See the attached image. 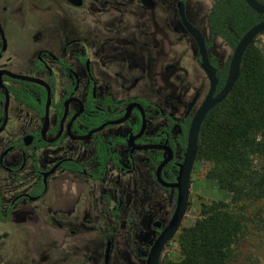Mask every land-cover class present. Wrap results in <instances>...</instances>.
<instances>
[{"label":"flooded vegetation","instance_id":"flooded-vegetation-1","mask_svg":"<svg viewBox=\"0 0 264 264\" xmlns=\"http://www.w3.org/2000/svg\"><path fill=\"white\" fill-rule=\"evenodd\" d=\"M182 1L188 20L196 22L188 13L187 0ZM66 2L75 8L86 5V0L80 7ZM139 2L153 9L160 0ZM177 3L182 28L195 42ZM259 15L264 20V14ZM147 21L155 23L153 15ZM147 32L151 43L158 45L159 31ZM67 35L56 47L37 38L26 42L7 22H0L1 264H15L21 252L14 241L25 238L26 231L31 235L39 223L47 228L46 264H114L119 228L125 225L135 238L133 233L147 221L148 230L141 229L146 264L174 215L179 188L173 184L185 159L192 119L209 88L204 95L196 90L180 113V107L164 106L138 93L141 78L134 80L130 71L116 70L106 54H92L82 38ZM208 50L211 60L214 54ZM195 55L200 64L197 45ZM208 83L210 87L209 79ZM222 87L218 84L216 94ZM167 159L160 171L164 185L157 172ZM197 160L198 156L190 193ZM35 209L41 220L35 218ZM132 252L140 255L135 246Z\"/></svg>","mask_w":264,"mask_h":264},{"label":"rangeland","instance_id":"rangeland-1","mask_svg":"<svg viewBox=\"0 0 264 264\" xmlns=\"http://www.w3.org/2000/svg\"><path fill=\"white\" fill-rule=\"evenodd\" d=\"M177 1L160 0L156 8L147 9L139 0H86L83 8H75L66 0H0V22H7L14 33L25 37L26 42L37 38L56 47L65 33L68 38H82L92 54H106L116 70L130 71L134 80L135 77L141 78L136 86L138 93L153 97L164 106L180 107L181 113L196 90L200 89L204 95L209 83L196 60L195 42L183 30L178 18ZM212 7V0H187L189 15L199 23L192 22L202 33L205 32L208 40L210 34L205 17ZM152 15L155 23L147 21ZM147 24L154 27L153 30H148ZM154 30L159 31L162 37L158 45H153L148 39L150 36H146L147 31L151 33ZM212 42L210 52L216 55L219 63L231 59L234 50L223 38L216 37ZM253 48L264 52V32L256 38ZM208 168L209 164L198 156L187 214L164 250L161 264L189 257L191 247L184 237L198 216L201 203L231 201V193L208 176ZM164 196L166 198L167 194ZM254 213L256 210L248 213L253 219L247 222L229 264H264V213L262 216ZM35 218H42L37 209ZM144 224L146 227H138L133 233L135 238L125 225L119 228L113 243L114 264H145L146 242L141 229L148 230V222ZM34 229L31 235L26 231L25 238L19 236L15 239L17 242L14 243L20 244L21 252L15 264H29L32 256L35 258L31 264H46L47 228L39 223ZM134 246L140 255L133 254Z\"/></svg>","mask_w":264,"mask_h":264},{"label":"trees","instance_id":"trees-1","mask_svg":"<svg viewBox=\"0 0 264 264\" xmlns=\"http://www.w3.org/2000/svg\"><path fill=\"white\" fill-rule=\"evenodd\" d=\"M262 18L244 0H213L207 16L208 49L219 36L234 50ZM255 41L243 57L240 78L228 98L209 111L200 131L198 156L209 164L208 176L231 193V201L201 203L184 237L191 247L189 257L170 264H229L253 219L248 213H264V52L253 48ZM211 60L218 68L220 88L230 60L217 63L214 55ZM100 171H105V162Z\"/></svg>","mask_w":264,"mask_h":264},{"label":"water","instance_id":"water-1","mask_svg":"<svg viewBox=\"0 0 264 264\" xmlns=\"http://www.w3.org/2000/svg\"><path fill=\"white\" fill-rule=\"evenodd\" d=\"M75 6H82L83 0H68ZM245 3L255 12L258 14H264V4L260 3L257 0H244ZM179 15L181 21L187 30V32L193 37L196 42L198 53L200 56V65L204 72L206 73L210 87L206 98L204 99L203 103L195 112V115L192 119L191 126L189 129L188 134V144L184 162L181 164V169L179 176L177 178V182L173 185L179 188V193L177 197V206L174 212L172 219L170 220L167 227L161 232L160 236L154 243L151 248L150 254L147 257L146 264H159L161 253L164 249L166 243L171 240L175 233L178 231L182 221L184 220L185 215L187 214L189 208V198H190V176L195 164V161L198 156L199 152V138H200V131L209 111L214 108L219 103L223 102L225 99L228 98L229 94L231 93L234 85L239 80L241 75V65L243 61V57L247 51V49L252 45L253 41L264 32V20L260 21L253 27H251L245 34L240 38L237 46L235 47L232 57L229 63L228 74L226 77V81L221 88V90L216 94L217 87L219 84V78L217 76V68L211 63L209 50L206 44V38L201 32V30L196 27L193 23H191L186 15V5L185 3L180 0L177 3ZM23 79H30L29 77L20 76ZM37 81L36 79H32ZM199 96V93L196 94L195 99L189 106L190 111ZM146 124V119L143 117V126L142 130L144 129ZM168 159L165 160L160 166L158 167V179L164 184L160 176V171L162 167L167 163ZM108 252V250H107ZM109 254V252H108ZM107 254V260H108Z\"/></svg>","mask_w":264,"mask_h":264}]
</instances>
